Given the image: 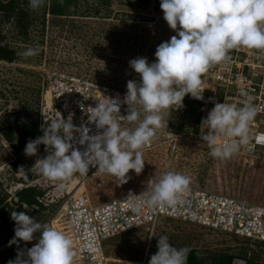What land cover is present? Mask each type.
I'll return each mask as SVG.
<instances>
[{
  "label": "rangeland",
  "instance_id": "obj_1",
  "mask_svg": "<svg viewBox=\"0 0 264 264\" xmlns=\"http://www.w3.org/2000/svg\"><path fill=\"white\" fill-rule=\"evenodd\" d=\"M28 5L22 2L16 5L27 12L25 32L17 23V13L4 19L0 14V42L15 52L11 61L0 57V138L4 140L0 142V196H4L7 209L15 210L18 206L16 191L34 187L35 191H42L38 196L40 202L49 205L40 209L38 205L24 204L23 210L38 222L64 232L66 222L61 214L63 210L59 211L55 202L57 194L82 187L94 203H99L144 187L152 177L168 170L181 172L190 177L191 184L209 190L253 203L264 201V158L253 165L238 161L239 154L226 161L213 158L210 149L199 142L195 123L184 115L183 108L171 113L164 110L168 127L159 130L156 145L143 150L145 166L141 174L130 170V179L122 185H118L114 176L99 170L80 186L74 178L76 174L65 182L34 173L30 177L33 183L26 184L21 170L14 169L12 161L15 156H21L20 163L24 166L26 144L19 154L14 153L1 130L4 121L16 120V139L27 116L42 117L45 113L47 120L52 119L48 109L52 101L50 98L47 102L45 98L49 72L90 78L126 93L127 81L140 79L129 61L142 56L149 63L154 62L156 47L176 35L163 19L160 0H76L64 15L51 14L47 5L36 10ZM29 47H39V54L25 58L21 53ZM165 132L177 133L179 137L163 142L161 136ZM14 228L15 221L10 218L0 223V264H8L16 258L18 249L30 248L36 243L34 239L10 244ZM159 235H166L177 248L197 249L204 264L216 253L242 255L264 263V241H249L173 218H161L151 233L137 227L103 239L102 245L109 264H134L145 252L155 253Z\"/></svg>",
  "mask_w": 264,
  "mask_h": 264
},
{
  "label": "clouds",
  "instance_id": "obj_2",
  "mask_svg": "<svg viewBox=\"0 0 264 264\" xmlns=\"http://www.w3.org/2000/svg\"><path fill=\"white\" fill-rule=\"evenodd\" d=\"M46 5L50 0H29L28 6L36 10ZM160 8L176 35L156 47L154 62L142 56L129 61L140 79L126 83V115H120L121 101L106 95L87 113L88 124L98 130L95 134H89V127L74 125L71 116L44 120L41 128L38 119L41 134L29 139L24 154L36 156L38 146H45L48 154L34 164L42 175L66 182L77 173L86 177L93 166L114 176L118 185L126 183L130 170L141 174L143 150L158 139L160 129L168 127L164 110L183 108L186 95L202 100V76L215 64H227L231 50L246 47L264 53V0H160ZM39 52V47H29L21 54L27 58ZM240 95L245 97L242 104L217 102L201 121L200 138L213 158L226 161L253 147L250 123L258 110L243 88ZM125 122L135 126L122 127ZM218 136L223 138L219 143ZM77 144L86 147L80 150ZM190 183L181 172L163 171L139 195L129 192V211L139 216L145 206L175 208L184 202ZM10 218L15 221L10 244L34 239L36 243L18 249L8 264H74L73 241L65 232L38 222L27 211H11ZM156 249L148 264H187L190 248L173 246L166 235L158 236Z\"/></svg>",
  "mask_w": 264,
  "mask_h": 264
},
{
  "label": "built area",
  "instance_id": "obj_3",
  "mask_svg": "<svg viewBox=\"0 0 264 264\" xmlns=\"http://www.w3.org/2000/svg\"><path fill=\"white\" fill-rule=\"evenodd\" d=\"M0 1L5 4L9 0ZM0 14L2 18L5 16L3 10H0ZM4 46L5 43L0 42V47ZM229 55L231 59L227 64H215L202 76L201 87L205 89L202 100L187 96L205 104L195 125L199 142L205 147L208 145L203 143L200 138V131L204 129L201 121L214 107V104L217 102L242 104L245 97L240 95L241 88L253 97L252 103L258 110L256 117L250 123L253 147L251 150L242 149L237 157L242 164L253 165L258 159L264 158V142L257 143V137L264 141V53L255 49L239 47L231 50ZM47 90L51 94L52 103L48 108L51 117L58 118L61 114L67 119L71 116L72 123L77 127H89L90 135L95 134L98 130L94 124H88L87 113L91 106L94 107L96 103L106 99V95L118 98L121 101L120 115L127 114V105L123 103L126 93L107 83L75 75L49 72ZM43 115L42 117L37 116L40 128L44 120L48 119L45 113ZM122 125L129 126L126 122ZM205 131L207 130L205 129ZM74 135L78 137V134ZM161 137V141L171 142L179 136L177 137V133L165 132ZM222 139L218 136L217 142H221ZM0 142H4V140L0 138ZM156 144L157 142L154 141L151 146L145 149ZM76 147L84 150L86 145L77 144ZM17 169L19 170V168ZM96 170V167L90 166L86 177H81L77 173L74 178L77 179L79 185L83 184L84 179ZM33 181L26 184L31 185ZM146 186L138 187L99 203H94L88 193L81 190L82 187L57 194L55 202L59 211L60 208L63 210L61 214L66 222L64 232L73 241L76 253L75 264H109V257L105 254L102 245L103 239L137 227H143L151 233L161 218L182 220L239 236L249 241H264V201L253 203L246 198H236L190 183L184 194L183 203L175 208L165 207L155 210L145 206L143 214L138 216L129 211V192L139 195L146 189ZM39 201L41 200L39 199ZM43 205H49V203L45 202ZM247 259L242 255H234L231 264H247ZM134 264H148L147 252L141 260L135 261Z\"/></svg>",
  "mask_w": 264,
  "mask_h": 264
},
{
  "label": "trees",
  "instance_id": "obj_4",
  "mask_svg": "<svg viewBox=\"0 0 264 264\" xmlns=\"http://www.w3.org/2000/svg\"><path fill=\"white\" fill-rule=\"evenodd\" d=\"M20 2L24 4H29V0H21ZM19 0H9L7 3H2L0 1V10L4 11V15L8 18L13 12L17 13V23L22 28V31L25 32L27 29V21L25 18L27 17V12L22 8H18L16 5H19ZM76 3V0H50V5H47L48 11L54 15H64L66 14V10ZM0 57L4 58L8 61H11L15 57V52L12 49H7L4 47H0ZM183 112L184 115H188L189 118L197 124L201 112L204 108V103L201 101L193 100L189 98L187 95L183 99ZM16 120L12 121H4V127L1 132L5 137L6 141L9 142L12 151L16 154H19L22 147L28 142L29 139H35L37 136L41 134L38 125L37 116L29 115L26 117L23 125L21 126L16 139H14V133L16 132ZM21 156H15L13 168H19L22 172V180L27 183L30 181V177L32 174L20 163ZM42 194V191H35L34 187H23L20 190L16 191L18 206L15 210L7 209L4 206V196H0V211H1V221L6 222L10 218L11 211H25L23 210V204L28 205H38V208L44 209L45 206L39 201V197ZM28 213V212H27ZM11 219V218H10ZM190 248V252L187 258V264H204V260L199 254V251L195 248ZM152 253L147 255V260L149 261ZM233 254L228 253H216L212 256L211 261L208 264H231ZM247 264H264L258 263L247 259Z\"/></svg>",
  "mask_w": 264,
  "mask_h": 264
},
{
  "label": "water",
  "instance_id": "obj_5",
  "mask_svg": "<svg viewBox=\"0 0 264 264\" xmlns=\"http://www.w3.org/2000/svg\"><path fill=\"white\" fill-rule=\"evenodd\" d=\"M48 154L47 150L45 149V146L43 144H40L38 146V152L36 156H26L24 154V167L30 172V173H40L35 167V161L37 158H43Z\"/></svg>",
  "mask_w": 264,
  "mask_h": 264
},
{
  "label": "bare ground",
  "instance_id": "obj_6",
  "mask_svg": "<svg viewBox=\"0 0 264 264\" xmlns=\"http://www.w3.org/2000/svg\"><path fill=\"white\" fill-rule=\"evenodd\" d=\"M50 96H51L50 91L47 90V91H46V94H45V98H46L47 102H49V99L51 98ZM71 182H72V181H71ZM77 183H78V185H79V182H77ZM80 185H81V184H80ZM80 185H79V186H80Z\"/></svg>",
  "mask_w": 264,
  "mask_h": 264
}]
</instances>
